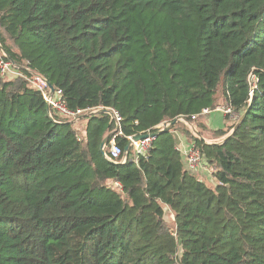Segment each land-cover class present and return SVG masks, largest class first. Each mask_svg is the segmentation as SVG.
<instances>
[{
  "label": "trees",
  "instance_id": "1",
  "mask_svg": "<svg viewBox=\"0 0 264 264\" xmlns=\"http://www.w3.org/2000/svg\"><path fill=\"white\" fill-rule=\"evenodd\" d=\"M0 46L68 109L118 112L123 150L178 117L208 128L222 105L238 118L214 136L239 122L221 145L178 123L112 164L108 115L78 132L24 70L0 77V264H264V0H0ZM177 130L212 186L185 167Z\"/></svg>",
  "mask_w": 264,
  "mask_h": 264
},
{
  "label": "built area",
  "instance_id": "2",
  "mask_svg": "<svg viewBox=\"0 0 264 264\" xmlns=\"http://www.w3.org/2000/svg\"><path fill=\"white\" fill-rule=\"evenodd\" d=\"M21 70H24L29 77L26 79L30 82L32 87L41 94L43 100L47 106L48 116L52 118V116H57L65 121L71 123H77L83 117L99 114L98 112L102 110V108L93 109V110H76L72 111L68 109L62 99V92L60 90L54 89L53 92H50L49 88L46 85V79L42 76L33 73L30 69L26 66H18L11 60L7 58L5 53L0 50V77L2 79L6 78L7 76H15V77H23L20 73ZM252 81H255L252 77ZM251 90L253 89L252 85L250 84ZM111 111L112 115L109 116L110 121L114 123V130L110 133L112 135L111 143L108 150H105L104 158L112 164H120L124 165L127 161V156L133 159L134 162L137 161L139 156H146L149 148L151 147L153 138L148 137L139 142H133V137H126L128 142H131L129 153L123 150L121 147L116 145L114 139L117 137H122V133L120 131L119 125L121 122V115L118 112ZM217 111L222 112L224 116H228L231 119L234 117L237 119V115H234L230 108L227 106H221L217 108ZM208 109H204L202 114H207ZM196 117V116H195ZM235 119V120H236ZM55 121V120H54ZM56 122V121H55ZM179 151V149L177 148ZM180 152V151H179ZM183 158L185 159L187 170L194 173L199 168L203 166V158L200 155L199 151L195 148L194 143L190 144L188 148H185L183 151L180 152ZM213 172V169H211ZM113 186L119 188L118 183H113Z\"/></svg>",
  "mask_w": 264,
  "mask_h": 264
},
{
  "label": "rangeland",
  "instance_id": "3",
  "mask_svg": "<svg viewBox=\"0 0 264 264\" xmlns=\"http://www.w3.org/2000/svg\"><path fill=\"white\" fill-rule=\"evenodd\" d=\"M15 76H7L5 79H12L14 78ZM252 79V78H250ZM253 83L254 81L251 83L252 87H253ZM222 106H225V105H222ZM221 107V106H220ZM219 107V108H220ZM222 113V112H221ZM221 113L219 111H211L207 117H208V128H205V129H200L198 127V125L196 123H191L193 125V127L208 141H212V142H220L225 136H227L228 134L222 136V137H215L214 136V131H217L219 129H223L224 128V119H223V115H221ZM236 118L234 117L233 119H231L228 123H227V126H231L233 125V122L235 123V120ZM203 123L205 124V126L207 127L206 125V119L204 118L203 120ZM84 123L85 121L83 120H80L79 122H77L74 127L76 128V130L78 132L82 131L83 130V127H84ZM184 125V124H183ZM185 126V125H184ZM185 129L189 132L190 136L195 138L192 134V132L190 131V129L185 126ZM212 130V131H211ZM231 131V130H230ZM229 131V132H230ZM177 133H179L180 135H182L183 137V140L184 142H186V146L184 147L183 145H176V147L179 149V151H183L185 148H188L190 146V144L193 143V141L190 139V137L186 136L181 130H177L176 131ZM228 132V133H229ZM128 158V156H127ZM183 158V156H182ZM183 160L185 161V159L183 158ZM199 170H202L204 173H205V177L200 175V171ZM211 169L208 168V166H206V164L199 168L196 172H194V175L199 179H201L202 181H204L207 185L209 186H212L214 181L211 180ZM112 184H110L111 186ZM163 211H164V221L167 223V225L172 229V231L175 229V224H174V217H173V214L172 212L167 208V207H164L163 208Z\"/></svg>",
  "mask_w": 264,
  "mask_h": 264
},
{
  "label": "water",
  "instance_id": "4",
  "mask_svg": "<svg viewBox=\"0 0 264 264\" xmlns=\"http://www.w3.org/2000/svg\"><path fill=\"white\" fill-rule=\"evenodd\" d=\"M0 50H2L4 53H5V51L2 49V47L0 46ZM5 55L7 56V54L5 53ZM7 58L9 59V60H11L8 56H7ZM12 61V60H11ZM13 62V61H12ZM252 75V72L250 71L249 72V76H251ZM46 85H47V87L49 88V90H50V92H53L54 91V87L48 82V81H46ZM99 114H106V115H109V116H111L112 115V113H111V111H109V110H107V109H102V110H100L99 112H98ZM246 115V114H245ZM244 115V116H245ZM243 116V117H244ZM242 117V118H243ZM178 123H181V124H184L185 126H187L189 129H190V131L192 132V134H193V136L196 138V139H198V140H200L201 142H203L204 144H206V145H221V144H223L234 132H235V130L238 128V124H239V122L231 129V131L228 133V135L227 136H225L220 142H212V141H208V140H206L194 127H193V125L191 124V123H189V122H187L184 118H181V117H178V118H176V119H174L173 121H171V122H166V123H163L161 126H160V129L157 131V132H155V133H151V134H143V135H138V136H134L133 138H132V141L133 142H139V141H142V140H144V139H146V138H148V137H152V138H155L156 136H158V135H160V134H162V133H168V132H170ZM108 137L109 136H106L103 140H102V142H101V144H100V152H101V154L103 155V157H104V154H105V146H106V143H107V139H108ZM130 145H131V142L129 141L128 143H127V145H126V147H125V151L127 152L128 150H129V148H130Z\"/></svg>",
  "mask_w": 264,
  "mask_h": 264
},
{
  "label": "crops",
  "instance_id": "5",
  "mask_svg": "<svg viewBox=\"0 0 264 264\" xmlns=\"http://www.w3.org/2000/svg\"><path fill=\"white\" fill-rule=\"evenodd\" d=\"M222 114V113H221ZM223 117V116H222ZM205 119H206V125H207V127H208V117H205ZM224 125H225V122H224ZM209 129V128H208ZM210 130V129H209ZM212 131V130H211ZM172 134H173V136H174V138H175V141H176V145H183L184 147L186 146V142H184V140H183V137H182V135H180L179 133H177L176 131H172ZM184 165H185V167L187 168V166H186V162L184 163ZM200 171V175H201V177L202 176H204L205 177V173L202 171V170H199ZM199 180H201L200 178H199ZM211 180L212 181H214L213 180V178L211 177ZM113 185V184H112Z\"/></svg>",
  "mask_w": 264,
  "mask_h": 264
}]
</instances>
